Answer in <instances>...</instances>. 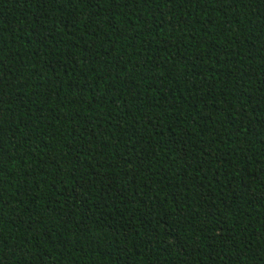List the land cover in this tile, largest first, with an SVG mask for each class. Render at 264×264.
Wrapping results in <instances>:
<instances>
[{
    "label": "trees",
    "instance_id": "1",
    "mask_svg": "<svg viewBox=\"0 0 264 264\" xmlns=\"http://www.w3.org/2000/svg\"><path fill=\"white\" fill-rule=\"evenodd\" d=\"M0 264H264V0H0Z\"/></svg>",
    "mask_w": 264,
    "mask_h": 264
}]
</instances>
